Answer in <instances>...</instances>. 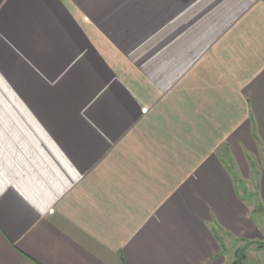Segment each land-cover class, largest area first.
Returning <instances> with one entry per match:
<instances>
[{
	"label": "crops",
	"instance_id": "1",
	"mask_svg": "<svg viewBox=\"0 0 264 264\" xmlns=\"http://www.w3.org/2000/svg\"><path fill=\"white\" fill-rule=\"evenodd\" d=\"M255 210L264 0H0V264H227Z\"/></svg>",
	"mask_w": 264,
	"mask_h": 264
},
{
	"label": "rangeland",
	"instance_id": "2",
	"mask_svg": "<svg viewBox=\"0 0 264 264\" xmlns=\"http://www.w3.org/2000/svg\"><path fill=\"white\" fill-rule=\"evenodd\" d=\"M256 165V164H255ZM253 168H254V164H253ZM256 168H257V165H256ZM255 169V168H254ZM247 184V185H246ZM237 187H241V188H244V185H246V187L249 189V190H246L244 193L247 194V198H249L251 196V199H256V193L253 192L252 190H254V183H253V180H238L237 181ZM252 189V190H250ZM250 200V198H249ZM253 217L254 218H257V219H262V222H264V218H263V215L258 211V210H255L253 211ZM225 237V236H224ZM226 239V246H227V257H228V261H227V264H232L233 260L235 259V256H234V251L236 249V247H238V245H245V243L249 242V241H245L244 243H235L233 242L232 240H227V237H225ZM257 249V245L256 244H249V246L247 248L244 249L245 251V254L247 255V258L250 256V253L252 254L253 253V250ZM248 261V259L244 262V264H246Z\"/></svg>",
	"mask_w": 264,
	"mask_h": 264
},
{
	"label": "trees",
	"instance_id": "3",
	"mask_svg": "<svg viewBox=\"0 0 264 264\" xmlns=\"http://www.w3.org/2000/svg\"><path fill=\"white\" fill-rule=\"evenodd\" d=\"M249 242L245 243L234 251L235 259L233 260L232 264H244V262L248 259L247 255L245 254L244 249L249 246V244H256L258 249L264 248V240H247ZM223 246V244H222Z\"/></svg>",
	"mask_w": 264,
	"mask_h": 264
}]
</instances>
